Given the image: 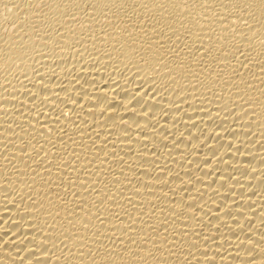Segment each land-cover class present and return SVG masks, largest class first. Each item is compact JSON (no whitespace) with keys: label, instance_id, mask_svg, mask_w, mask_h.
Returning <instances> with one entry per match:
<instances>
[{"label":"bare ground","instance_id":"6f19581e","mask_svg":"<svg viewBox=\"0 0 264 264\" xmlns=\"http://www.w3.org/2000/svg\"><path fill=\"white\" fill-rule=\"evenodd\" d=\"M0 264H264V0H0Z\"/></svg>","mask_w":264,"mask_h":264}]
</instances>
